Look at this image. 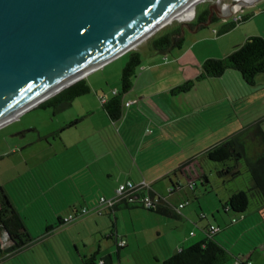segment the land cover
Wrapping results in <instances>:
<instances>
[{"label": "rangeland", "instance_id": "1", "mask_svg": "<svg viewBox=\"0 0 264 264\" xmlns=\"http://www.w3.org/2000/svg\"><path fill=\"white\" fill-rule=\"evenodd\" d=\"M214 2L220 3L221 8L236 6L234 0H204L193 12L190 10L187 16L165 25L132 50L140 55L141 67L132 90L123 95V101L130 104L124 108V118H128L126 123H111L103 104L120 92L121 73L131 51L88 74L84 80L89 93L74 99L69 108L55 115L51 107L46 111L35 108L0 128V187L16 191V204L34 240L46 233L47 226L56 223V215L66 211L67 206L75 203L78 209L81 206L92 209L94 195L104 189L102 181L112 185L121 175V181H124L126 173L138 170L139 164L146 168L153 166L156 171L161 169L159 173L162 174L165 169L175 168L192 158H198L196 164L202 165L208 184L196 181L194 194L188 193V180L177 174V177L171 175V179L178 181L183 190L172 197L167 193V186H170L167 179L160 180L154 187L164 199L170 200L171 206L174 202L188 201L185 211H190L195 223L144 210L120 211L114 216L89 213L77 222L57 228L45 242L32 245L2 264H79L80 257L98 250L100 257L110 256L112 264H163L181 248L201 241L204 235L200 226H196L199 218L202 219L200 225L205 228L210 223L217 227L222 218L229 224L237 219L220 237L233 254L242 252L252 264H264L262 201L249 196V207L243 215L220 217L215 210L218 207L221 211L220 201L226 195L248 191L250 182L244 163L239 162L241 176L230 181L228 177H218L221 165L200 158L206 150L256 123L264 131V75L255 79L254 86H249L239 73L229 70L219 79L195 83L186 93H171L174 88L196 79L206 60L227 56L248 38L264 39V0L250 6L240 4L243 10L238 14L227 20L218 18L207 27L197 29V20ZM192 13L194 17L187 21ZM237 17L239 22L243 18L248 20L237 25ZM185 23H191L194 28L182 32L184 41L180 50L166 54L153 50L152 42L180 29ZM230 23L236 27L218 35ZM41 115L44 118H40ZM166 119L172 121L167 123ZM76 121L75 125L65 128ZM31 128L38 133L17 136ZM61 129L59 138L54 136ZM163 130L171 135L178 147L169 144V139L161 133ZM151 131L155 139L149 140V146L136 153L133 136ZM122 135H131L127 140L132 142L129 150L121 147ZM43 137L47 140H40ZM155 142L156 149L152 146ZM256 148L257 144L248 140V155L254 154ZM107 151L111 152L106 154ZM110 172L114 175L112 183L107 179ZM85 194L90 196L85 198V201L89 200L87 203L82 199ZM113 224L117 237L127 241V246L119 252L115 238H108L115 232ZM194 234L197 236L192 237ZM235 262L231 260L228 264Z\"/></svg>", "mask_w": 264, "mask_h": 264}, {"label": "water", "instance_id": "2", "mask_svg": "<svg viewBox=\"0 0 264 264\" xmlns=\"http://www.w3.org/2000/svg\"><path fill=\"white\" fill-rule=\"evenodd\" d=\"M190 1L0 0V122L132 51Z\"/></svg>", "mask_w": 264, "mask_h": 264}, {"label": "trees", "instance_id": "3", "mask_svg": "<svg viewBox=\"0 0 264 264\" xmlns=\"http://www.w3.org/2000/svg\"><path fill=\"white\" fill-rule=\"evenodd\" d=\"M247 20L248 18H243L241 22H237V25ZM235 27L234 23L227 24L218 32V35L226 34ZM183 41V34L180 29H177L152 42L153 50L157 53L166 54L175 49L179 50L182 47ZM140 67V55L131 51L129 53L128 63L121 73L120 92L113 94V96L103 104V109L111 123L121 122L123 120L124 108L126 105V103L123 102V95L132 90ZM229 70L239 73L243 82L247 85L254 86L255 79L258 76L264 75V39L260 37L248 38L242 45L236 47L227 56L221 59L206 60L201 66V74L196 79L187 81L183 85L174 88L171 93L172 95L186 93L194 87L195 83L205 79H219ZM89 91L90 89L83 79L55 97L42 103L41 106H52L58 113L69 108L74 99L88 94ZM75 124L76 122L71 123L65 128ZM63 129L57 131L54 136L58 138L59 133ZM248 140H251L255 145L257 144L256 151L251 156L247 153ZM200 158L206 159L210 163L221 165V170L217 172L218 177H228L230 181L236 180L241 176L239 162L244 163L246 172L249 176L250 187L248 191H238L229 196L224 206L232 215L245 214L249 207V196L259 198L264 208V131L259 123L211 147L203 153ZM197 161L198 158H194L178 166L171 174L163 178L167 179L169 182L168 195L170 197L183 190V186L180 185L178 181L174 182L171 179V175L177 177V174H179L185 177L188 180V185L186 186L190 191L188 193L192 194H194L193 192L196 187L195 182L206 180L205 177H200V172L194 165ZM229 163H231V165H228ZM11 184L12 183L9 185L12 186ZM15 193L16 191L10 192L8 188L0 187V264L20 255L34 244L45 242V240L53 235L52 232L57 230V228L67 225L64 223V218L58 217L56 218V223L46 227V233L43 236L34 240L26 228L25 217L16 204L17 200H15ZM137 196L138 201H120L107 213L113 214L120 210L131 211L142 209L170 219H174L176 216L175 214H180L176 211L178 206H171L166 199L154 194L151 191V186L150 189L140 192ZM144 197H148L152 200V207L147 208L145 204L140 201L143 200ZM195 200L198 202L197 199ZM181 204L187 205L188 201ZM76 211L78 210H72L71 214H74ZM235 222H237V219L231 222V224L233 225ZM231 224L230 226H232ZM221 231L222 229L220 227L209 226V228L204 231L205 238L203 240L188 248H181L179 251L166 258L163 264H228L231 260H235V264H252L249 260L243 261L240 257L234 256L233 252L217 238ZM111 237L115 238L117 252L126 247V245L123 247L118 246V242L123 239L118 238L116 235L109 236L108 238ZM99 252L98 250L92 255L80 257L79 264H112L110 256L100 257Z\"/></svg>", "mask_w": 264, "mask_h": 264}, {"label": "crops", "instance_id": "4", "mask_svg": "<svg viewBox=\"0 0 264 264\" xmlns=\"http://www.w3.org/2000/svg\"><path fill=\"white\" fill-rule=\"evenodd\" d=\"M195 7L196 6H194L192 9H191V11L190 12H193L194 10H195ZM193 10V11H192ZM191 14V13H190ZM191 16H194V13H192V15ZM180 50V49H179ZM170 53V52H169ZM124 102V101H123ZM124 103H126V102H124ZM127 104V103H126ZM124 113H125V109H124ZM128 116H129V114H128ZM128 118H123V120L122 121H125L124 123H126V120H127ZM121 121V122H122ZM167 123H170L172 120H169V119H166L165 120ZM76 123H77V121H76ZM163 128V127H162ZM162 134H163V136L165 137V138H167V139H169V144L170 145H173L174 147H178V144L176 145V143L174 142V140L172 139V137H171V135L170 134H167L166 132H164V130H163V132H161ZM152 134H154L152 131L151 132H149V133H145V132H142V133H137L136 135H134L133 136V138H134V142L132 143V142H129L128 143V139H130V137H131V135L130 136H126V135H122L121 137H120V139L122 140V142H121V144H123V146H121V147H125L126 149H128L129 150V146H130V144L132 143L133 144V147H134V149L136 150V153H139L143 148H145V147H147V146H149V140H151V139H155V137H152L151 135ZM155 134H157V133H155ZM158 135V134H157ZM58 138H59V136H58ZM192 142V141H191ZM152 146L156 149V142H155V144H152ZM207 151V150H206ZM205 151V152H206ZM111 151H107V153L106 154H109ZM136 154H134L133 156H135ZM192 159H194V158H192ZM192 159H190V160H188L187 162H189V161H191ZM136 161V160H135ZM135 163H137V161L135 162ZM184 163H186V162H184ZM184 163H182V164H184ZM182 164H180V165H182ZM179 165V166H180ZM196 167H197V169L199 170V172H200V177L202 176L203 178L205 177L206 178V180L204 181L205 182V184H208V177H207V175H206V172L203 170V168H202V165H200L199 163H195L194 164ZM137 167H138V170H134V169H132L131 171H128L127 173H126V176H125V178H124V181H121L122 179V177H123V175H121L120 177H119V180H118V182L117 181H113V179H114V175H113V173L112 172H110V173H108V175H107V179H109L110 180V183H112V182H114L115 184H112V185H110L109 183H107L106 182V180H104V181H102V186L104 187V189L102 190L101 189V187H100V193H98V195H94V201H93V203L91 204V206H95L96 204H97V201H98V199L100 198V197H106V198H109V197H111L113 194H114V191L117 189V187L119 186V185H121V184H125L126 182H132V183H134V184H140V183H146V184H148L149 186H151V191L154 193V194H156L157 196H161L162 197V195H161V193H158V191H156V189H155V184H157L160 180H162L163 178H165V176H167V175H169V174H171V172H173L176 168H178V166H176L175 168H170V169H165V171L161 174V173H159L160 172V170L161 169H159L158 171H156V170H154V168H153V166H149V167H145V166H141V164H139V165H137ZM86 168L88 169L89 168V166L87 165L86 166ZM123 172H125V171H123ZM161 174V175H160ZM55 184H57V183H55ZM168 188H169V186H167V193H168ZM90 198V196L88 195V194H85V195H83L82 196V199H84V203H87V202H89V200L88 201H85V198ZM172 197V196H171ZM193 198H195V196L193 195L192 196ZM228 199H229V195L227 196H225L224 198H223V200H222V202L220 201V203H221V211H220V209L218 208V207H216L215 208V210L217 211V213H218V215H220V217H223V216H230L232 213H230L229 211H227V208L224 206V204L228 201ZM168 200V202L170 201L169 199H167ZM187 200V199H186ZM92 201V199H90V202ZM181 203H183V202H174V206L175 207H177V206H179ZM84 206H87V205H84ZM67 208V210L66 211H64L63 213H61V214H58V215H56V218H58V217H61V218H66L67 216H69L71 213H72V210H74V209H77V210H79V209H82V208H86V207H80L79 209L77 208V206L75 205V203H73V204H71V205H69V206H67L66 207ZM138 210H142V209H138ZM120 211H127V210H120ZM120 211H118V212H120ZM131 211H137V210H131ZM144 211H146V210H144ZM146 212H148V211H146ZM115 213H117V212H114L113 214H109V213H106L105 215H107V216H109V215H115ZM148 213H151V212H148ZM151 214H154V213H151ZM176 216H175V220H180V221H186V220H193V222H194V219L191 217V214H190V211H189V213L188 212H186L185 211V207L180 211V214L179 215H177V214H175ZM231 217V216H230ZM204 219V218H203ZM205 219H206V217H205ZM213 220H214V222L216 221L215 220V217L213 218ZM202 222V219H200L199 218V222L198 223H196V226H200L199 228H201L202 230H201V232L203 233V237L205 238V233H204V231L205 230H207L208 228H205L204 227V225H200V223ZM195 223V222H194ZM231 224V223H230ZM230 224L229 223H226V219L225 218H222V220H220L219 221V223L217 224V227L219 228H221L222 229V231H221V233L218 235V239L222 242V243H224L225 245H226V243H225V241H224V239H222L220 236L222 235V234H224V233H226V231H229V227H231L230 226ZM117 225V223L115 222V226ZM232 225V224H231ZM114 226V224H113V227L115 228V232H114V234L113 235H116L117 236V230H116V227ZM210 226H213L211 223H210ZM229 226V227H228ZM60 228V227H59ZM249 229H247L246 231H248ZM53 233V232H52ZM191 234L192 233H190V237H191ZM112 234L110 235V236H113ZM197 235L196 234H194L192 237H196ZM203 237H201V240H203L204 238ZM113 238V237H112ZM121 239H123L125 242H126V246H127V241H126V239H124L123 237L121 238ZM189 242V240L187 239L186 240V243H188ZM231 251V250H230ZM232 252V251H231ZM243 254L244 253H240L239 252V254L237 255V253L235 254L234 253V256H238V257H240V259H243V261H251L252 262V260L249 258V257H244L243 256Z\"/></svg>", "mask_w": 264, "mask_h": 264}, {"label": "built area", "instance_id": "5", "mask_svg": "<svg viewBox=\"0 0 264 264\" xmlns=\"http://www.w3.org/2000/svg\"><path fill=\"white\" fill-rule=\"evenodd\" d=\"M227 9V7H226ZM242 11V8L237 6V10L234 11L235 14H238ZM237 22H239V18H237ZM127 106H130V104H126ZM150 189V186L146 183H140V184H133L131 182H127L125 184H122L117 187L114 194L109 197H100L97 201V204L92 209L82 208L78 211H76L74 214H70L66 218H64L65 224H71L73 222H77L78 220L82 219L85 215H88L89 213L95 214L97 216H102L104 213L106 214L110 210H112L115 205H117L120 201L126 200L127 202H135L138 201V194L144 190ZM142 203L145 204L147 208H150L153 206L152 200L148 197H144L143 200H140ZM186 204H180L176 211L180 213V210L185 207ZM213 229V228H211ZM216 231V230H214ZM192 235V234H191ZM126 245V242L124 240H120L118 242V246L123 247ZM101 264V263H100Z\"/></svg>", "mask_w": 264, "mask_h": 264}, {"label": "flooded vegetation", "instance_id": "6", "mask_svg": "<svg viewBox=\"0 0 264 264\" xmlns=\"http://www.w3.org/2000/svg\"><path fill=\"white\" fill-rule=\"evenodd\" d=\"M209 6H210V9L207 10L205 13H203L199 17V19L197 20V22H196V24H198L197 29H200V28H203V27H207L209 24H211L213 21H215L218 18L219 19L227 20L228 18H230V16H234V14H235V12L232 11L231 9L230 10H227L228 12H226L225 10H223V8H221L220 3L214 2V3H211ZM242 10H243V8H242ZM191 17H192L191 15H190V18L187 17V21L191 20ZM193 28H194V26H192L191 23H185V24L181 25L180 31L183 32V33H185L186 32V29L192 30ZM50 107L54 109V107H52V106H43V105L42 106L40 105L37 108H40V109L46 111ZM52 114L53 115L57 114V112L55 111V109H54V111H53ZM40 118H44V117L41 115ZM31 130H32V133H34V134H37L38 133L35 128H31ZM26 131L27 130H25L24 132H21V133L17 134V136L23 137L25 135ZM40 140L46 141L47 140V137L40 138Z\"/></svg>", "mask_w": 264, "mask_h": 264}, {"label": "bare ground", "instance_id": "7", "mask_svg": "<svg viewBox=\"0 0 264 264\" xmlns=\"http://www.w3.org/2000/svg\"><path fill=\"white\" fill-rule=\"evenodd\" d=\"M204 0H192L188 3H186L185 5H183L180 9H178L174 14H172L168 19H166L159 27L161 26H164L167 25V24H171L172 21L176 20L177 18H180L182 16H187L188 12L190 11V9H192L194 6H196L197 4H199L200 2H202ZM235 3H236V6L233 7L231 10L232 11H236L237 10V6H240V4H243V3H250L251 0H234ZM230 7V6H229ZM227 7H223V10H225L226 12H228L227 10H229ZM193 18V16L191 17V19ZM163 27V28H164ZM20 112H17L15 114H13L12 116L10 117H6L7 119L6 120H3L2 122H0V126L6 124L7 122L11 121L12 119L18 117Z\"/></svg>", "mask_w": 264, "mask_h": 264}]
</instances>
